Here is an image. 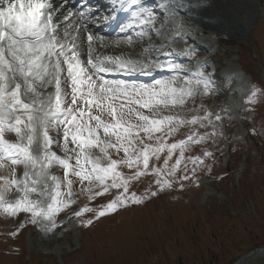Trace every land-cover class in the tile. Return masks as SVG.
Returning a JSON list of instances; mask_svg holds the SVG:
<instances>
[{"label": "rangeland", "instance_id": "rangeland-1", "mask_svg": "<svg viewBox=\"0 0 264 264\" xmlns=\"http://www.w3.org/2000/svg\"><path fill=\"white\" fill-rule=\"evenodd\" d=\"M219 2H224L230 7L221 3L223 7H219L217 6ZM207 4H212L218 11L231 15L235 23L240 20L245 21L246 17H249L246 35L214 29L203 31V28L198 26L189 28L187 24L190 23L186 17L179 18L176 11H172L176 14H171L169 8L165 6L156 14L157 25H161L159 23L161 19L171 21V29H168L167 25V29L160 35H155L151 40L147 37L145 41L147 45H155L156 40L159 42L168 40L173 43L166 42L162 48L177 50L188 48L194 61L189 63V66L195 70L198 66L202 67L200 70L212 76L214 81L212 91L207 96L202 94L196 97L202 98L201 101L208 106L207 108L222 117L213 124L216 131L219 133L223 131V135H216L218 141L214 142L215 147L207 141L204 142L198 147L195 156L203 157L205 150L213 149L212 154H216L214 157L218 170L211 166L214 157H209L205 158L208 167H198L193 174V165L185 160V157L191 154L184 152V159L175 176H168L164 167L168 153L164 150L159 153V159L155 155L151 156L148 172L151 173L152 168H157L163 169L165 174L159 177L155 174L142 175L131 182L128 191L134 192L137 196H144L146 191H157L158 185L155 183L157 179L161 182L165 179L171 181V187H165L157 195L149 196L143 203L122 207L99 219H95L94 211H87L80 217H76L74 213L85 207L98 210L101 205L119 194L120 190L112 189L111 194L90 200V193L86 189L91 187L93 192L99 190L96 182L93 180L91 184L87 181L81 183L79 178L73 176L71 177L72 195L69 197L65 194L63 199L70 198L74 202L55 215L54 219L58 217L59 221L51 231L43 230V225L50 224L49 221L41 220L36 226L30 222L31 217L28 213L7 215L0 209V264H234L241 255L251 249L264 246V158L259 161V155L264 156V124L262 123L264 121V0H251L250 4L253 7H249L244 0H209ZM232 5L235 7L232 8ZM255 7V13L247 10ZM232 9L236 13H233ZM157 25L155 28L160 29ZM195 31L202 32V35H193ZM183 34H186V37ZM112 43L114 42L106 39L105 46L97 44L93 53L108 55L109 53L104 51L108 50V45H115ZM219 46L224 52L219 53V58L215 59L212 55ZM97 50L101 52L98 53ZM87 51L88 48L85 52ZM200 51L202 53L198 55ZM109 52L148 56L142 54L140 49L130 50L124 47ZM217 68L218 74L212 73ZM228 73H242L243 83L254 84L250 87L251 92L254 87L260 90L255 103H248L247 116L244 110L245 103L241 102V97L248 94V88L243 90L242 94L237 93L240 92L239 90L233 91L236 87L234 79L233 81L230 79V88L226 90L218 88L223 87L222 83L225 84L227 81ZM221 77L222 82H219ZM63 87L69 93L66 84ZM182 87L187 88L185 85ZM194 92L197 93L198 90L194 89ZM162 110L164 111L162 107L150 108L148 114L155 117ZM182 110L185 108L181 105L177 109L167 110V113L171 112L173 117H176L184 113ZM193 113V110L186 113L182 119L190 121L195 117L191 116ZM198 113L203 112L199 110ZM226 114L232 118V123L227 122ZM14 115H21L27 123V113L17 112ZM186 124L181 131L174 133V139L168 138L171 144L174 140L179 142L184 140L185 136L196 132L203 133L209 130L213 132V129L206 126L201 127L199 122ZM204 124L206 125L205 121ZM21 128L23 129L24 126L21 125ZM48 132L53 139H59L60 144H63L51 125ZM229 132L235 136L234 146L228 144L227 139L225 140V135ZM166 133L167 128L164 130V134ZM156 137H161V134L154 133L152 139L144 136V143H140L138 149L142 150L145 145L158 147ZM5 139L10 143L18 142L14 133L5 136ZM107 139L113 144L117 143L115 138ZM23 142L26 143V140ZM160 143L165 144L163 139ZM197 144L190 146L196 147ZM52 151L61 157L64 156L62 148L55 144L52 146ZM87 152L93 157H99V163L107 166L108 159L99 148H91ZM107 152L112 160L124 158L123 150L117 152L115 148H109ZM179 157L180 153L175 150L168 160V168H171ZM72 163H75V158ZM82 163H85L83 159ZM185 165H187L186 170ZM2 168H5L4 174ZM116 170L122 177H128L132 176L136 169L120 164ZM45 171L50 176L59 177L60 181L64 180V172L60 167L53 166ZM24 172L25 168L22 164L0 167V176H3L0 177V186L10 185L13 179L22 180ZM183 175H188L190 179L182 180L183 187L180 184V189H178L179 185L175 188L179 177ZM14 187L9 186L4 192L5 203H15V200L22 195ZM36 187L44 191L43 184ZM54 188L55 182L49 179L45 195L31 194L29 198L38 201L46 208L52 202ZM61 190L64 193L68 191L66 187ZM90 219L93 222L84 227L83 222ZM12 233L18 234L13 236ZM256 259L247 264H264L263 257Z\"/></svg>", "mask_w": 264, "mask_h": 264}, {"label": "snow or ice", "instance_id": "snow-or-ice-1", "mask_svg": "<svg viewBox=\"0 0 264 264\" xmlns=\"http://www.w3.org/2000/svg\"><path fill=\"white\" fill-rule=\"evenodd\" d=\"M109 7L111 12L109 17L104 18L105 22L109 18H116L117 9L130 13L128 21L119 26V32L125 34L123 42L131 45L135 41H142L145 36L151 40L152 32L157 36L161 34V30L155 28V13L145 9L142 0H110ZM178 7L187 8L191 15L199 5L192 4L191 0L187 3L182 0ZM64 8L65 5L58 4L57 0H0V162L7 160L12 165L22 164L25 168L22 180L13 179L10 185L0 186V209L7 215L28 213L31 217L30 222L34 225H39L41 220L49 221L50 224L43 225V230L46 231L56 227L55 215L74 202L70 198L63 199L65 194L69 197L72 195L71 177L79 178L81 183L88 181L91 184L93 180L96 182L99 190L93 192L91 187L86 189L90 193V200L111 194L112 189L120 190L119 194L101 205L98 210L85 207L74 213L76 217H80L87 211H94L95 219H99L129 206L130 203H143L149 196H155L165 187H171V181L165 179L161 182L157 179L155 181L158 185L157 191H146L144 196H137L134 192L129 193L131 182L142 175L155 174L159 177L165 174L163 169L157 168H152L151 173L148 172L151 156L155 155L159 159V153L166 148L168 153L164 161L166 174L175 176L184 159L183 154L189 150L191 144L204 143L217 135L211 113L206 112L202 117H193L190 121H185L173 116L152 119L138 111V109H149L154 105L167 107L183 104L188 97L195 94L194 89L192 87L177 89L174 86V77L168 80H156L152 84L108 79L107 76L114 73L151 71L150 65L153 64V60L145 62L110 55H97L93 58L95 51L93 44L98 41L101 46H105L106 38L102 34L93 33L88 22L99 23V21L91 11L81 7L78 11V19L83 23H78L75 27L77 34L81 27L87 33L88 60L85 64L80 59V46L75 42V35L72 42L67 44L58 39L60 25L56 21L60 20L61 10ZM72 15L73 10L68 9V15L63 18L68 22ZM67 35L66 31L65 36ZM114 43L118 46L121 40ZM162 47L163 45L155 51L159 53ZM151 51V45L149 48L141 49L142 54ZM169 54L163 53L165 56ZM186 54L191 53L186 51ZM154 67L170 72L180 69V65L172 62L162 64L156 61ZM65 72L70 98L63 87ZM194 75L197 77L195 84L203 85L204 94L212 91L214 85L210 77L205 76L199 69ZM192 82L187 78L184 81L186 85ZM49 87L55 89L54 100L52 93L48 94L47 101L40 100L39 97L44 95L41 90ZM259 92L260 90L254 87L251 95L247 97V102L255 103ZM93 108L101 113L107 112L111 117V123H106L100 116L93 115ZM17 112L28 114L27 123L21 115H14ZM133 115L141 123H129L128 120ZM214 119L219 121L222 117L217 114ZM204 121L213 126L212 133L192 134L187 139L170 145L161 144V137H156L158 147L145 145L143 150H140L134 147L135 141L131 139L137 137L139 143L143 144L144 139L140 138L141 132L147 139H152L154 133L163 134L165 128L168 129V134L174 132L176 130L174 124L179 126L199 122L201 127H205ZM21 125L24 126L23 129ZM50 125L56 129L58 137L63 141L62 145L59 139H53L49 135ZM38 130L39 134H37ZM101 131L103 137L100 136ZM6 132L14 133L18 142H7L4 139ZM219 135L223 133L220 132ZM110 136H115L117 143L113 144L106 139ZM25 140L26 143L23 142ZM54 144L62 148L63 157L52 151ZM91 148L100 149L108 159L107 166L99 163V157H93L91 153L85 151ZM109 148H115L117 152L123 150L124 158L112 160L108 157ZM176 149L180 150V157L171 168H168V160ZM212 155V152L205 150L203 157L199 155L189 157L188 160L193 165V174L198 167H208L205 158ZM73 158H75L74 164ZM82 159L85 163H82ZM120 164L135 168L134 174L122 177L116 170ZM2 166L3 164L0 163V167ZM53 166L63 169V181L46 173L45 170ZM186 169L187 165H185ZM49 179L55 182V188L51 196L52 202L45 208L29 197L31 194L45 195ZM187 179H190L188 175L179 177L181 181ZM40 184L44 185V191L36 187ZM9 186H15L16 190L22 193L15 203L4 201V192ZM63 187L67 188V193L61 190ZM92 222L91 219L87 220L83 222V226L87 227ZM17 234L12 233L13 236Z\"/></svg>", "mask_w": 264, "mask_h": 264}, {"label": "bare ground", "instance_id": "bare-ground-1", "mask_svg": "<svg viewBox=\"0 0 264 264\" xmlns=\"http://www.w3.org/2000/svg\"><path fill=\"white\" fill-rule=\"evenodd\" d=\"M62 1H64V0H62ZM168 1L172 5L176 6L177 10L180 11L182 14H184L187 17V19L189 20V23H191L190 27H194V25H198V27L203 28V31H210V29H214V30L227 31V32H230L231 34L238 33L241 36L246 35V32H247L246 27H248L247 23L249 21L247 19H249V17H246V20L244 19L245 21L240 20L239 22L235 23V22H233V18L231 17V15L218 11L217 9H215L212 6V4H207V3H209V0H191L192 4L199 5V7H197L195 9V11L192 12L191 15H189V10L187 8L182 9V8L178 7V5L182 2V0H168ZM244 1H246L249 4V7H253V5L250 4L251 0H244ZM183 2L187 3L188 0H183ZM57 3H60V2H57ZM220 3L225 5L226 7H230L228 4H226L224 2L223 3L219 2V5H217V6L223 7L220 5ZM64 5H65V8L61 10V18L59 21H57V23L60 25V28L58 31V39L65 42L66 44L71 43L73 36H70L69 31L75 30V36H76L75 42L80 46L79 52L85 51L88 48V43L86 40L87 36H85L86 32H85L84 28L81 27L79 29V33L77 34L76 33V27H75L76 24L83 23V22H81L78 19V12L72 8V4L70 3V1L66 0L64 2ZM233 7H235V5H232V8ZM236 7H238V5ZM68 9L73 10V15L71 16L70 21L66 22L63 17L68 15ZM247 10L252 12V13H255L256 7L254 9L252 8L251 9L252 11L249 9H247ZM231 11L233 13H236V11L233 9ZM69 24L71 25L70 27H69ZM161 25L164 26L163 23H161ZM91 28H92L93 33H95V29L93 27H91ZM63 31H64V33L67 31L68 35L67 36H65V34L62 35L61 33ZM201 33L202 32H199L198 34H201ZM151 36L154 37V34H152ZM212 36H216V34H212ZM106 39H109V38L107 37ZM143 40H145V37L143 38ZM97 43H98V41L95 42L93 45H96ZM160 46H161V43L157 42V44H155L152 47L153 52H150L149 54L157 55L158 53L155 51V49L160 48ZM122 47L129 48L130 50H133L136 48L137 49L149 48L148 45H144L142 43L141 44L140 43H133V44L129 45L125 42H122L118 46L116 44L115 45H108L107 49L109 51H114L117 49L120 50ZM108 50H106V52H109ZM99 56H105V55H99ZM122 57L131 58L134 60H141L143 56L140 55L139 58H136V56L131 57V56H127V55H125V56L122 55ZM81 58H82V56H81ZM215 59H216V57H215ZM41 91L44 92V95L40 96L39 99L47 101L48 94L52 93V87H49L46 90L42 89ZM259 257L264 258V248L258 250L256 253L250 255L247 259H245L243 261L242 264H247L249 261L256 259V258H259ZM256 260H258V259H256Z\"/></svg>", "mask_w": 264, "mask_h": 264}, {"label": "water", "instance_id": "water-1", "mask_svg": "<svg viewBox=\"0 0 264 264\" xmlns=\"http://www.w3.org/2000/svg\"><path fill=\"white\" fill-rule=\"evenodd\" d=\"M258 251V249H252V251L246 253L245 255L241 256L236 262L235 264H242V262L247 259L250 255L256 253Z\"/></svg>", "mask_w": 264, "mask_h": 264}, {"label": "trees", "instance_id": "trees-1", "mask_svg": "<svg viewBox=\"0 0 264 264\" xmlns=\"http://www.w3.org/2000/svg\"><path fill=\"white\" fill-rule=\"evenodd\" d=\"M258 244V243H257Z\"/></svg>", "mask_w": 264, "mask_h": 264}]
</instances>
